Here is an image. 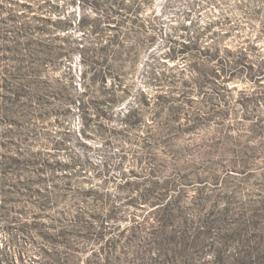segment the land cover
<instances>
[{
  "label": "rangeland",
  "instance_id": "1",
  "mask_svg": "<svg viewBox=\"0 0 264 264\" xmlns=\"http://www.w3.org/2000/svg\"><path fill=\"white\" fill-rule=\"evenodd\" d=\"M23 1L37 0H0V4ZM62 1L66 3L65 13L75 19L78 3H59ZM247 3L176 0L160 13L162 0H154L153 9L159 14L152 53L160 63L156 69L175 74L179 80L162 85L148 83L145 74L152 58L142 55L125 82L131 85L127 97L115 106L114 90L109 89L114 87V67L107 72L106 83L88 85L81 79L77 54L64 67L74 78L73 100L51 94L41 101L31 97L24 100L17 61L10 50L12 36L5 30L1 21L5 13L0 11V256L10 247L12 251L18 228L31 218L30 213L22 211L27 204L19 194V166L6 156H16L25 145L52 153L47 137L57 131L58 137L67 136V132L72 135L66 140L69 149L54 158L68 162L76 156L79 163L87 161V166L82 164L81 174L73 179V188L88 194L85 205L92 211L101 216L111 211L113 216L108 219L107 238L90 245L84 253L87 263L264 264V149L250 154L227 142L226 137L235 138L245 129L229 118L223 120L220 111H208L209 106L197 94L190 95V104L182 103L178 99L180 82L191 78V65L199 57L181 56L175 63L165 56L171 33L178 45L211 27L209 35L201 40L202 47L211 44V32L225 33L231 26L242 27L243 34L254 33ZM184 16L189 19L185 20L189 28L181 30L178 26ZM71 31L76 37L81 34L75 25ZM231 44L224 41L223 45ZM140 89L148 94L147 105L141 102ZM160 93L167 96L168 104L180 105V109L168 111L161 107L156 98ZM130 110L142 115V136L157 131L168 136L175 130H189L149 146L132 138L114 141V133L109 132L125 127L120 119ZM22 111H30L26 120ZM35 111H70V115L57 126L54 116L40 122ZM96 111L105 114L98 117ZM241 112L229 111L236 120ZM83 116L91 119L88 136L80 139ZM101 128L107 130L103 135L97 132ZM38 129L46 134L37 138ZM104 165L109 169L105 174L101 172ZM31 253L37 257L28 249L27 254Z\"/></svg>",
  "mask_w": 264,
  "mask_h": 264
},
{
  "label": "trees",
  "instance_id": "2",
  "mask_svg": "<svg viewBox=\"0 0 264 264\" xmlns=\"http://www.w3.org/2000/svg\"><path fill=\"white\" fill-rule=\"evenodd\" d=\"M68 1L79 5L75 19L65 13L64 1L0 4L1 13H5L1 21L9 37L12 36L10 50L17 61L20 94L24 100L31 97L41 101L50 94L73 100L74 78L64 67L75 54L79 56L81 64V79L88 81V85L106 83L107 72L110 73L114 67V87L109 88L114 90V106L127 97L131 85L125 82L142 55L152 58L145 74L148 83L162 85L179 80L175 74L156 69L160 63L152 53L159 14L153 9L154 0ZM175 1L162 0L160 13ZM248 2L245 6L251 24L256 28L254 33L249 31L243 34L242 27L231 26L225 33L211 32V44L203 47L201 40L209 35L211 27L197 31L188 41L178 45L171 33L168 38L171 44L165 56L175 63L181 56L199 57L191 65V78L181 80L178 99L188 105L191 94L200 96L209 106L208 111H220L223 120L229 118L231 123L245 129L238 132L235 138L226 137L227 142L235 144L243 152L255 154L259 149H264V0ZM185 20H189L187 16L182 19L179 29L189 28ZM73 25L81 31L78 37L71 31ZM224 41L232 44L224 46ZM139 94L142 104L147 105V92L140 89ZM156 98L161 107L168 111L180 109V105L168 104L164 94L160 93ZM229 111H242L241 118L236 120ZM29 112L22 111L25 120ZM95 114L102 117L105 113L96 111ZM69 115L70 111H35L40 122L54 116L53 123L57 126ZM90 119L83 116L78 134L80 139L88 136ZM120 120L125 127L109 132L114 133V141L127 142L132 138L134 142L146 146L167 141L189 130H175L168 136L159 131L142 136L139 132L142 115L138 111H127ZM25 129L27 127L24 126V132ZM106 131V128L97 130L101 135ZM35 134L38 138L46 133L38 129ZM57 135L55 131L54 135L47 137L52 153L31 150L25 145L17 151L16 156H6L19 166V194L27 204L22 211L30 213L31 218L20 225L17 239H12V251L10 247L0 256V264H90L83 259L84 253L90 245L107 238L108 219L113 218L111 211L105 216L92 211L85 205L88 194L73 188V179L81 174L87 161L79 163L76 156H72L68 162L56 160L54 157L59 152L69 149L66 140L72 134ZM101 172H109L106 165ZM97 198L94 196V199ZM110 243L111 248L114 241ZM26 249L33 250L37 257L32 253L28 255Z\"/></svg>",
  "mask_w": 264,
  "mask_h": 264
}]
</instances>
